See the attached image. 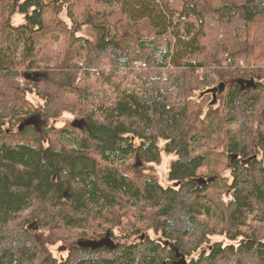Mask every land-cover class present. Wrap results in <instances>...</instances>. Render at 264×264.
<instances>
[{"label": "trees", "instance_id": "16d2710c", "mask_svg": "<svg viewBox=\"0 0 264 264\" xmlns=\"http://www.w3.org/2000/svg\"><path fill=\"white\" fill-rule=\"evenodd\" d=\"M160 141L176 188L147 170ZM177 252L264 264V0H0V264Z\"/></svg>", "mask_w": 264, "mask_h": 264}, {"label": "rangeland", "instance_id": "374dc122", "mask_svg": "<svg viewBox=\"0 0 264 264\" xmlns=\"http://www.w3.org/2000/svg\"><path fill=\"white\" fill-rule=\"evenodd\" d=\"M209 4H211L214 7L221 6L226 3L230 2H239L241 0H207ZM62 18L66 20V22L70 23L69 18L67 17L66 13L62 14ZM77 30L80 34L88 37L93 38L95 35V32L86 27L78 26ZM212 96H206L205 100L207 102H211ZM30 101L32 103L33 109H40L43 106V103L40 99H38L35 95L30 97ZM29 117V116H28ZM75 120V119H74ZM73 118L70 115H63L62 117L58 118L54 121L55 126L62 127L68 122H73ZM165 143L163 141L159 142V148L161 150V160L158 163H151L147 165V170L151 171L153 174H155L161 185L164 188H176L178 187V184L176 182H173L169 179V171L171 168L172 162L176 160V155L173 153H168L164 149ZM216 240H222V239H213ZM66 245V246H65ZM53 255L57 258L66 257L68 252V244H59L52 248Z\"/></svg>", "mask_w": 264, "mask_h": 264}, {"label": "water", "instance_id": "95a60500", "mask_svg": "<svg viewBox=\"0 0 264 264\" xmlns=\"http://www.w3.org/2000/svg\"><path fill=\"white\" fill-rule=\"evenodd\" d=\"M25 78L27 79H30L32 81H36L37 78L40 76V73L39 72H33V73H25ZM249 84L250 85H253L254 84V80H250L249 81ZM219 87H220V91H224L226 86L224 83H220L219 84ZM71 126L74 127V128H77V129H83L85 126H87V122L83 119H75L72 123H71ZM28 127H34L35 129H38L39 127V118L37 115H32V116H29L27 118H24L19 126H18V131L19 132H23L26 128ZM238 158V155H233L232 156V161L233 159H236ZM136 167H139L142 165V163L140 162L139 158L136 157ZM209 182L210 181H214V178H210L208 179ZM108 242H112L111 240H109ZM113 243V242H112ZM176 256L178 258V260L176 262H174V264H188L187 262V259H186V256L184 254H181V253H176Z\"/></svg>", "mask_w": 264, "mask_h": 264}, {"label": "flooded vegetation", "instance_id": "af4514ba", "mask_svg": "<svg viewBox=\"0 0 264 264\" xmlns=\"http://www.w3.org/2000/svg\"><path fill=\"white\" fill-rule=\"evenodd\" d=\"M25 75V74H24ZM38 116V118H39V127H38V131H41V128L43 127V125L45 124V121H44V119H43V117H42V115L41 114H38L37 115ZM96 242V246L97 247H103V246H105V245H109L110 244V242H108L109 240L108 239H106V238H100V239H97V240H95ZM77 244L78 243H76V242H74L73 244H72V246H77ZM112 245V244H111ZM178 260V258H177V256L175 255V259L172 261V264H174V262H176Z\"/></svg>", "mask_w": 264, "mask_h": 264}]
</instances>
